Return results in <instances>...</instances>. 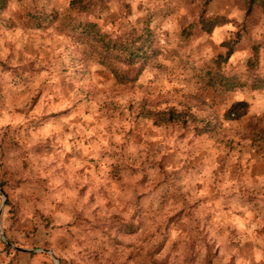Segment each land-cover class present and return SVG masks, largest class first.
Returning a JSON list of instances; mask_svg holds the SVG:
<instances>
[{
  "label": "clouds",
  "instance_id": "obj_1",
  "mask_svg": "<svg viewBox=\"0 0 264 264\" xmlns=\"http://www.w3.org/2000/svg\"><path fill=\"white\" fill-rule=\"evenodd\" d=\"M9 240L0 264H264V0H0Z\"/></svg>",
  "mask_w": 264,
  "mask_h": 264
},
{
  "label": "rangeland",
  "instance_id": "obj_2",
  "mask_svg": "<svg viewBox=\"0 0 264 264\" xmlns=\"http://www.w3.org/2000/svg\"><path fill=\"white\" fill-rule=\"evenodd\" d=\"M15 248H21V249H23L22 246H21L20 244H18V243H17V244H14L11 240H9L8 243L5 244V247H4V250H3V253L0 254V260L3 259V256H4V255H8V254H9V252H8L9 249H11L12 251L16 252V253H17V256H18L19 253L22 252V251L17 250V249H15ZM24 250H25V249H24ZM13 259H15V257H14ZM186 259H187V258H186ZM9 264H12V261H9Z\"/></svg>",
  "mask_w": 264,
  "mask_h": 264
},
{
  "label": "trees",
  "instance_id": "obj_3",
  "mask_svg": "<svg viewBox=\"0 0 264 264\" xmlns=\"http://www.w3.org/2000/svg\"><path fill=\"white\" fill-rule=\"evenodd\" d=\"M88 33H89V29L86 28L85 31H84V33L82 34V37L81 38L86 37L88 35Z\"/></svg>",
  "mask_w": 264,
  "mask_h": 264
},
{
  "label": "water",
  "instance_id": "obj_4",
  "mask_svg": "<svg viewBox=\"0 0 264 264\" xmlns=\"http://www.w3.org/2000/svg\"><path fill=\"white\" fill-rule=\"evenodd\" d=\"M15 249L20 250V251H25L24 249H21V248H15Z\"/></svg>",
  "mask_w": 264,
  "mask_h": 264
}]
</instances>
